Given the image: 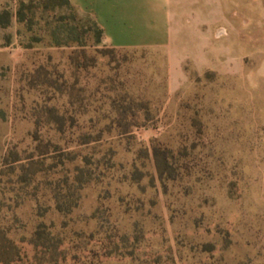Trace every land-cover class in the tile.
<instances>
[{
  "label": "rangeland",
  "instance_id": "374dc122",
  "mask_svg": "<svg viewBox=\"0 0 264 264\" xmlns=\"http://www.w3.org/2000/svg\"><path fill=\"white\" fill-rule=\"evenodd\" d=\"M20 1L0 0L1 20L4 12L13 15ZM219 1L220 6L217 0H173L168 47L111 50L104 42L97 46L98 53L93 52L95 65L81 83L88 82L89 91L100 81L102 91L107 85L109 96L116 98L127 92L147 104L149 119L140 111L144 126L132 128L131 135L117 137L114 130L103 133L100 144L72 148L82 155L93 152L97 158L101 154L93 147L102 152L113 147L116 163L113 178L109 172L83 189L72 213L77 228L85 227L81 219L100 206L101 197L115 215L130 207L128 213L143 210L171 217L166 232L155 222L148 227L156 229L151 240L160 251L169 246L165 237L172 242L178 236L185 239L178 264H264V0ZM12 15L8 27L0 26V223L12 226V235L19 239L30 235L36 209L28 200L20 204L15 199L19 186L8 182L14 175L2 174L3 159L12 148L20 152L32 146V107L42 97L36 90L28 91L26 71L44 64L49 53L57 63L65 62L66 54L42 43L25 50L17 35L23 26ZM203 47L221 70L197 67ZM173 51L185 58L181 75L170 72ZM97 101L109 104L101 94ZM108 121L100 120L98 127ZM151 143L165 151L168 161L164 187L145 157ZM134 161L148 174L138 182L130 180ZM124 174L127 180L119 182ZM121 196L125 200L119 203ZM136 200L142 201L139 212ZM200 217L195 228L193 219ZM43 220L58 226L61 216L51 208ZM123 224L130 226L129 221ZM209 241L216 247L212 253L190 249L189 242ZM105 264L131 263L108 258Z\"/></svg>",
  "mask_w": 264,
  "mask_h": 264
},
{
  "label": "trees",
  "instance_id": "16d2710c",
  "mask_svg": "<svg viewBox=\"0 0 264 264\" xmlns=\"http://www.w3.org/2000/svg\"><path fill=\"white\" fill-rule=\"evenodd\" d=\"M11 15L4 12L0 26L8 27ZM12 16L23 26V33L19 29L17 35L25 50H34L42 43L44 47L60 50L66 55L65 62L57 63L49 53L44 64L26 71L28 91L36 90L42 97L32 107L34 128L28 134L32 146L20 152L16 148L10 149L4 156L1 172L15 176L8 181L19 186L14 197L20 204L25 200L32 203L36 221L30 235L19 239L12 235V226L0 223V264H105L108 258L127 260L131 264H178L183 261L179 251L185 245L183 237H174L173 242L170 237H165L164 242H169L166 251L155 248L151 240L156 229L149 228V223H157L166 232L171 217L167 220L143 210L128 213L130 207L115 215L99 197L100 206L81 219L85 227H76L72 213L79 205L83 189L98 177L108 176L109 172L113 178L116 163L112 159L113 147L105 152L93 147V151L101 154L97 158L93 152L82 155L72 148L74 145L100 144L103 133L114 130L117 137L131 135L132 128L144 126L139 123L138 112L143 111L149 119V109L146 103L132 99L127 92L121 98L109 96L108 86L102 91L100 81L89 91L88 82L81 83V77H88L89 68L95 65L93 52L98 53L97 46L104 43V33L92 16L80 14L69 0H21ZM113 49L116 47L111 46ZM97 94L108 97L109 104H96ZM61 99L64 101L59 103ZM100 120L109 121L98 127ZM83 129L87 131L79 133ZM164 152L152 143L145 150V157L152 161L162 187L168 166ZM132 166L131 181L138 182V178L148 175L138 169L135 161ZM126 180L124 174L119 182ZM124 200L122 196L117 199L119 203ZM151 202L155 203L154 200ZM135 203V212H139L142 201ZM51 208L61 216L58 226L53 221L46 223L43 220ZM13 220L17 222L19 218L13 216ZM125 221L130 222L129 228L123 224ZM200 222L201 217L194 218V227L198 228ZM90 223H93L92 227ZM216 231L221 233L222 228L217 225ZM225 233L227 236L228 232ZM189 245L191 250L200 248L202 252L210 253L216 248L210 241L189 242Z\"/></svg>",
  "mask_w": 264,
  "mask_h": 264
},
{
  "label": "crops",
  "instance_id": "0c3cea01",
  "mask_svg": "<svg viewBox=\"0 0 264 264\" xmlns=\"http://www.w3.org/2000/svg\"><path fill=\"white\" fill-rule=\"evenodd\" d=\"M80 14L92 16L103 29L104 42L120 49L163 48L172 41L173 0H69ZM218 6L220 1L217 0ZM205 47L196 65L200 69L221 70ZM24 50V49H23ZM173 51L170 72L183 74L184 56ZM196 59V58H195Z\"/></svg>",
  "mask_w": 264,
  "mask_h": 264
}]
</instances>
